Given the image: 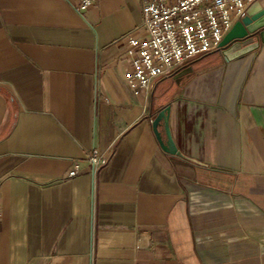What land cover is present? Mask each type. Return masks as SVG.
Returning <instances> with one entry per match:
<instances>
[{"label": "crops", "instance_id": "1", "mask_svg": "<svg viewBox=\"0 0 264 264\" xmlns=\"http://www.w3.org/2000/svg\"><path fill=\"white\" fill-rule=\"evenodd\" d=\"M77 4L0 0V264H264V44L142 104L122 60L140 0ZM166 104L206 166L160 148Z\"/></svg>", "mask_w": 264, "mask_h": 264}, {"label": "built area", "instance_id": "2", "mask_svg": "<svg viewBox=\"0 0 264 264\" xmlns=\"http://www.w3.org/2000/svg\"><path fill=\"white\" fill-rule=\"evenodd\" d=\"M96 1L78 0L76 10H86ZM255 1L140 0V36H129L122 58L127 67L126 80L134 95L147 104L158 81L216 57L224 36ZM86 161L95 174L107 163L108 156L94 148L87 153ZM80 173L79 165L75 164L67 178Z\"/></svg>", "mask_w": 264, "mask_h": 264}, {"label": "water", "instance_id": "3", "mask_svg": "<svg viewBox=\"0 0 264 264\" xmlns=\"http://www.w3.org/2000/svg\"><path fill=\"white\" fill-rule=\"evenodd\" d=\"M264 44V5L255 1L247 9L246 15L237 21L220 42V51L214 58L221 66L224 62H231L249 56L258 51ZM217 65L204 68L189 66L177 71L170 81L178 83L183 77L199 75L200 73L212 70ZM172 104H166L152 120L153 133L163 152L178 157L200 166H206L201 161L185 155L177 146L170 126Z\"/></svg>", "mask_w": 264, "mask_h": 264}, {"label": "rangeland", "instance_id": "4", "mask_svg": "<svg viewBox=\"0 0 264 264\" xmlns=\"http://www.w3.org/2000/svg\"><path fill=\"white\" fill-rule=\"evenodd\" d=\"M217 64H218V62H215L214 59H208V60L203 61L200 65H198L196 67H203L204 66V68H209V67L215 66Z\"/></svg>", "mask_w": 264, "mask_h": 264}]
</instances>
